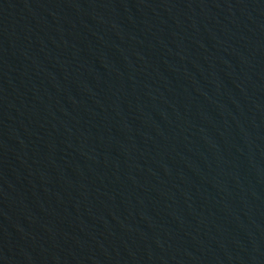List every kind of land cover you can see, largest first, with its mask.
Instances as JSON below:
<instances>
[{
    "label": "water",
    "instance_id": "1",
    "mask_svg": "<svg viewBox=\"0 0 264 264\" xmlns=\"http://www.w3.org/2000/svg\"><path fill=\"white\" fill-rule=\"evenodd\" d=\"M0 264H264V0H0Z\"/></svg>",
    "mask_w": 264,
    "mask_h": 264
}]
</instances>
